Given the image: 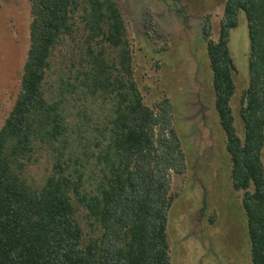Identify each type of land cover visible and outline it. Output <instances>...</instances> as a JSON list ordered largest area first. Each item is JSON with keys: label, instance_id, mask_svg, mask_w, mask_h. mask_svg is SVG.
I'll return each mask as SVG.
<instances>
[{"label": "trees", "instance_id": "16d2710c", "mask_svg": "<svg viewBox=\"0 0 264 264\" xmlns=\"http://www.w3.org/2000/svg\"><path fill=\"white\" fill-rule=\"evenodd\" d=\"M27 1L29 49L0 128V264H170L172 175L185 173V155L170 100L144 103L117 0ZM240 15L249 39L242 137L228 46ZM202 37L251 263L264 264V0H226L218 38L208 17ZM40 158L49 170L37 182L27 170Z\"/></svg>", "mask_w": 264, "mask_h": 264}, {"label": "rangeland", "instance_id": "374dc122", "mask_svg": "<svg viewBox=\"0 0 264 264\" xmlns=\"http://www.w3.org/2000/svg\"><path fill=\"white\" fill-rule=\"evenodd\" d=\"M179 1L185 18L181 13H165L159 0H117L144 103L151 106L162 97L170 100L174 129L185 155V173L172 175L173 200L166 225L170 264H252L241 193L233 189L202 37L208 17L211 39L218 38L226 0ZM30 21L27 0H0V128L20 91ZM228 46L236 68L230 107L237 135L242 137L240 96L249 81V39L243 15L230 32ZM261 159L264 165V147ZM46 162L40 158L29 166L28 177L40 182L49 170ZM79 222L88 237L85 222Z\"/></svg>", "mask_w": 264, "mask_h": 264}, {"label": "flooded vegetation", "instance_id": "af4514ba", "mask_svg": "<svg viewBox=\"0 0 264 264\" xmlns=\"http://www.w3.org/2000/svg\"><path fill=\"white\" fill-rule=\"evenodd\" d=\"M161 2V4L164 7V11L167 14H183L182 17H184V13L185 11L183 9H179L178 5L180 3L179 0H159Z\"/></svg>", "mask_w": 264, "mask_h": 264}]
</instances>
